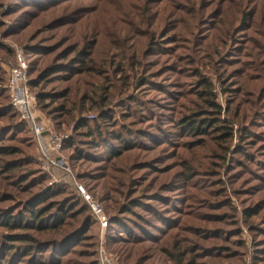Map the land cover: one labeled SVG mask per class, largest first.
Instances as JSON below:
<instances>
[{
	"label": "rangeland",
	"instance_id": "obj_1",
	"mask_svg": "<svg viewBox=\"0 0 264 264\" xmlns=\"http://www.w3.org/2000/svg\"><path fill=\"white\" fill-rule=\"evenodd\" d=\"M17 49L67 170L43 167L11 108ZM197 113L202 134L183 128ZM29 209L51 228L3 222ZM21 236L37 246L10 253ZM102 248L264 264V0H0V264H102Z\"/></svg>",
	"mask_w": 264,
	"mask_h": 264
},
{
	"label": "built area",
	"instance_id": "obj_2",
	"mask_svg": "<svg viewBox=\"0 0 264 264\" xmlns=\"http://www.w3.org/2000/svg\"><path fill=\"white\" fill-rule=\"evenodd\" d=\"M29 63L26 54L21 49L15 53V65L9 72L7 90L11 107L17 112L22 122L30 129L39 150V157L46 170L56 167L68 169L64 161H57L53 155H61L64 137L48 127L38 112L37 97L29 87ZM98 210L97 206H94ZM102 264H118L103 248L101 249Z\"/></svg>",
	"mask_w": 264,
	"mask_h": 264
},
{
	"label": "trees",
	"instance_id": "obj_3",
	"mask_svg": "<svg viewBox=\"0 0 264 264\" xmlns=\"http://www.w3.org/2000/svg\"><path fill=\"white\" fill-rule=\"evenodd\" d=\"M57 68H59V69H57ZM53 70L54 71L51 73V75L54 74V73H62V72L66 71L64 68H61V67H56ZM32 83H33V80L30 79V81H29L30 90H31ZM31 92H32V90H31ZM40 99H41V95H39V97H38V100H40ZM210 122L211 121L209 119L200 116L198 113L197 114H192L190 116H187L183 120V128H187L188 130H190L193 133L202 134L201 132H205L204 131L205 128H203V126L204 125H205V127L209 126ZM27 128H28V126H27ZM230 134L231 133H224V137L230 136ZM28 213H30V215H31L30 219H26V218H23V217H10V216L8 217V216H6L5 217L6 219H4L3 222H5V224L8 227H11V228L33 229V230H36V231H46L49 228H51L49 226V223H46V221H42L43 217L47 214L46 210H40L38 212H34V211H31L29 209ZM54 218L56 219L58 217L55 216ZM59 218L61 219V217H59ZM55 219L51 220L50 222L51 223L56 222ZM19 238L20 239H18L17 241L21 242L23 245H21V247H18V248L17 247L13 248L12 247L13 245H12L11 242H15V241L11 240L9 245H10V249L12 251L10 253L17 252V254H20L19 253L20 252L19 251L20 248L24 249V250H28L30 247L31 248H35V246H37V245L29 244V242H31V239H28L27 236H21ZM112 239L116 241V237H112ZM67 240H70V238H67ZM98 262L100 264V261H98ZM177 264H195V262L192 261V260H191V263L190 262H184V261H182V262L178 261Z\"/></svg>",
	"mask_w": 264,
	"mask_h": 264
}]
</instances>
